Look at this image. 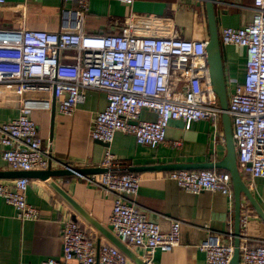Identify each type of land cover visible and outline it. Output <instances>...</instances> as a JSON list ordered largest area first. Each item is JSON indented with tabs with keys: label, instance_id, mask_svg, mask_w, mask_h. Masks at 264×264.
Listing matches in <instances>:
<instances>
[{
	"label": "built area",
	"instance_id": "built-area-1",
	"mask_svg": "<svg viewBox=\"0 0 264 264\" xmlns=\"http://www.w3.org/2000/svg\"><path fill=\"white\" fill-rule=\"evenodd\" d=\"M74 7L61 10L58 32L41 30L0 31V83L18 85L21 93L48 89L57 110L72 116L86 100V91L105 93L106 106L90 124L89 136L108 147L118 132L130 134L139 146L156 149L166 140L169 123L181 121L184 130L208 121L217 125L221 117L218 99L210 84L206 41L179 37L141 36L129 31L114 35H86L82 31L88 0H63ZM130 6L134 0H116ZM5 0H0V6ZM222 46L245 51V75L228 97L237 169L248 184L264 179V0H254L251 21L241 28H224L219 34ZM75 51L73 64L61 63L59 54ZM154 116L139 120L141 111ZM28 106L18 116L0 124V158L13 171H44L53 162L42 147ZM132 123V124H130ZM180 147V141L172 143ZM57 166L63 165L54 161ZM116 158L107 149L100 166L106 173L78 176L113 198L108 219L109 231L122 243L142 249L146 264L156 251L169 252L179 245L181 222L169 220V230L148 221L127 196H136L139 177L114 170ZM185 193L217 192L232 198L228 172L211 170L171 171L166 175ZM242 177V179H243ZM29 180L19 178L11 185L0 183V199L10 206L21 222L35 221L39 210L26 202ZM247 217L240 215V241ZM61 259L39 264H127L126 257L111 245L95 246L91 234L76 222L61 226ZM233 232L209 236L199 245L205 264H229L234 247ZM239 245L240 264H264V245Z\"/></svg>",
	"mask_w": 264,
	"mask_h": 264
},
{
	"label": "crops",
	"instance_id": "crops-1",
	"mask_svg": "<svg viewBox=\"0 0 264 264\" xmlns=\"http://www.w3.org/2000/svg\"><path fill=\"white\" fill-rule=\"evenodd\" d=\"M214 19L219 34L224 28H241L254 14V0H213ZM74 7L63 0H5L0 6V31L41 30L58 32L61 28V10ZM82 31L86 35H114L129 31L134 35L179 37L184 40L208 41L209 27L205 0H134L130 6L116 0H88ZM227 98L245 75V51L220 44ZM61 63L73 64L75 51L59 54ZM31 108L30 118L37 127L42 147L53 160L52 170L60 169L54 161L70 169L102 168L100 166L107 149L115 156V172H130L134 167L168 164H203L221 162L226 156L222 119L217 125L199 121L184 130L181 121L169 123L164 144L150 149L136 144L132 135L118 132L111 145L105 146L90 139V124L95 115L106 106L105 93L86 91L85 102L72 116L58 112L53 95L46 88L21 93L18 85L0 83V124L18 116L22 106ZM154 116L141 111L139 120L151 121ZM132 124V123H130ZM180 141V147L172 143ZM199 171V170H192ZM216 173L223 170H211ZM0 172H14L0 158ZM131 173V172H130ZM168 172L134 173L140 183L136 196H127L145 218L159 225L162 232L169 230V220L181 222L179 245L163 253L156 251L150 264H205V255L198 248L209 236L224 235L234 231V200L221 193L203 192L197 195L181 191L167 179ZM243 177V176H242ZM16 179H0L3 185H11ZM26 202L39 210L35 221L21 222L13 209L0 199V264H39L52 258L61 259L62 223L72 220L73 213L52 190L39 179H30ZM53 181L108 230L113 198L98 187L90 186L77 175L54 178ZM247 185L256 203L264 213V179H256ZM233 193V190H232ZM247 217V225L240 244L249 247L264 245V224L241 197V214ZM240 214V215H241ZM76 223L91 234L95 246L110 245L99 239L94 229L76 218ZM142 259V249L131 247ZM68 264H77L74 262ZM127 264H131L127 260Z\"/></svg>",
	"mask_w": 264,
	"mask_h": 264
},
{
	"label": "water",
	"instance_id": "water-1",
	"mask_svg": "<svg viewBox=\"0 0 264 264\" xmlns=\"http://www.w3.org/2000/svg\"><path fill=\"white\" fill-rule=\"evenodd\" d=\"M206 14L209 27V39L206 42V59L209 73L210 84L213 92L217 96L219 107L221 110V119L226 145V156L221 162L203 163V164H168L155 165L149 167H134L130 169L131 173L143 172H171V171H192V170H223L230 174L234 200V231H233V255L229 264H240V214H241V197L243 196L250 206L254 209L260 220L264 224V213L256 203L254 197L250 193L247 185L243 181L237 169L236 152L232 137L231 120L227 112L228 98L226 94V86L224 80V71L220 54V42L214 19V3L213 0H205ZM55 98L53 97L52 114L54 111ZM100 143V142H98ZM102 144V143H101ZM104 145V144H103ZM107 146V145H105ZM104 168H87V169H70L67 167L58 170H52L50 167L44 171L30 172H0V179H19L30 178L39 179L44 182L52 192L61 199L72 211V221L76 222L79 218L87 226L94 229L97 233L98 244L99 239L104 238L111 246L118 249L131 264H146L145 260L137 256L127 244L122 243L114 236L106 227L92 217L83 207H81L74 199H72L64 189L57 185L53 179L71 176H89L106 173Z\"/></svg>",
	"mask_w": 264,
	"mask_h": 264
}]
</instances>
